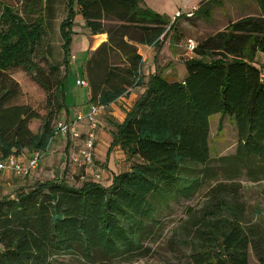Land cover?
Returning <instances> with one entry per match:
<instances>
[{
    "label": "trees",
    "instance_id": "obj_1",
    "mask_svg": "<svg viewBox=\"0 0 264 264\" xmlns=\"http://www.w3.org/2000/svg\"><path fill=\"white\" fill-rule=\"evenodd\" d=\"M221 1H203L193 15H208ZM255 1L259 14L197 43L184 80L171 81L160 69L151 75L125 121L114 125L111 148L120 145L141 159L131 170L115 174L108 186L62 177L35 180L0 198V264H111L135 257L145 253L149 223L163 204L194 198L219 170L231 179L264 178V63L258 61L264 54V0ZM26 4L24 15L3 2L0 14L3 158L45 150L56 136L50 117L15 102L21 90L7 71L23 67L49 93L55 85L53 107L57 114L67 110L77 14L91 34L109 36L87 64L92 101L105 106L144 84L140 47L160 48L169 31L178 33V17L172 23L145 0H71L60 25L65 73L52 63L47 73L33 58L48 34L44 0ZM217 114L228 115L239 136L236 152L218 158L210 145ZM31 120H41L38 131ZM226 188L213 186L206 195L209 202L194 223L191 264H250L251 249L264 264V221L247 227L244 204L227 200Z\"/></svg>",
    "mask_w": 264,
    "mask_h": 264
},
{
    "label": "rangeland",
    "instance_id": "obj_2",
    "mask_svg": "<svg viewBox=\"0 0 264 264\" xmlns=\"http://www.w3.org/2000/svg\"><path fill=\"white\" fill-rule=\"evenodd\" d=\"M28 0H0V14L2 12V3L12 5L16 10L22 14H26L25 8ZM71 0H44L45 5L53 6L56 10L55 21L50 20L46 22L48 34L46 37L45 46L40 45L33 54L34 60L41 64L47 71L50 72V65L52 63L56 66H61L65 73L63 66L64 51L62 48L63 40L59 31L60 24L67 17L69 4ZM204 0H152L154 6L165 8L161 14L169 17L173 23L178 17L177 34L174 31H169L167 36V48L163 54L165 57H172V53H178L179 61L181 63L191 59L194 54L188 49L187 44L189 40L199 43L209 35L215 34L218 31L227 29L231 22H235L246 15H257L260 13L259 7L255 0H222L220 4L212 6L208 15H193V7L200 5ZM77 9V6H75ZM190 10L186 15L187 11ZM158 12V11H157ZM160 13V12H159ZM45 16V15H44ZM83 19L80 14H77L75 22ZM49 24V25H48ZM80 26H78L79 29ZM82 27V26H81ZM85 28V26H83ZM86 29V28H85ZM80 36L78 34L77 38ZM77 41V42H76ZM72 46L71 67L75 72L82 75L90 82L88 76L87 64L92 56L89 57L88 48L82 46L86 45L85 39H77ZM84 41V44H83ZM172 43V44H171ZM178 44V45H177ZM157 54V53H156ZM258 61L264 63V54L260 53ZM160 70L164 71L168 78L184 77L182 64H175L173 72L168 76L167 69L169 64L159 63ZM9 77L19 83L21 90L20 96L16 99V103L28 104L35 111L42 116L50 117L53 126L56 128L60 121H64L66 110L57 114L53 107L52 95L55 93L56 86L52 85V90L49 93L45 87L37 82L33 75H30L21 66L10 68L7 71ZM73 84L72 78L68 81V86ZM92 96V85L89 83ZM69 118V117H68ZM222 122V127L220 128ZM30 128L33 131H38L41 127V120H31ZM103 130H99L98 133ZM85 135L81 139H75L71 142V148L68 155L64 153L63 147L53 149L50 157L42 158L38 168L31 176L17 177L12 172L7 171L0 173V181L3 183H11L12 185L30 184L35 180L46 181L49 179L65 177L71 183L81 185L87 180H95L107 186L110 168L106 162V155L102 153L103 158H99L98 150L95 149L93 165H84L82 162L74 161L73 157L77 156L79 150L82 148ZM211 154L213 157L229 156L236 152L238 146V131L236 124L229 118L228 115H214L211 117V136H210ZM112 139V138H111ZM110 139V140H111ZM58 142V141H57ZM59 139L58 147L62 144ZM96 148L97 143H96ZM25 155L29 154L28 150L24 151ZM101 155V153H100ZM128 157V156H126ZM131 163H137L133 159L122 158L121 164L124 171L130 167ZM81 163V164H80ZM215 165H220V162L215 161ZM134 165V164H133ZM100 170L101 177L96 179L95 173ZM119 169L117 170V172ZM222 171L216 178L207 179V184L201 188L197 195L192 199H173L161 206L159 212L155 216V220L149 223L148 236L145 241L146 251L141 255L131 258H122L114 261L111 264H191V255L194 250L193 236L194 225L196 219L202 215V211L208 204L207 193L213 186L222 184L226 186V193L223 195L227 200L231 201L233 198H238L245 206V214L243 216V223L248 227L250 225L261 226L264 221V178L258 181L250 180L247 176H241L231 179ZM5 188L0 186V194ZM9 188V187H8ZM14 188V187H13ZM233 188V189H231ZM10 189V188H9ZM16 189V187L14 188ZM13 190L12 188L10 189ZM10 190H5L8 192ZM189 243V244H188ZM250 264H260L258 256L253 249L250 250Z\"/></svg>",
    "mask_w": 264,
    "mask_h": 264
},
{
    "label": "crops",
    "instance_id": "obj_3",
    "mask_svg": "<svg viewBox=\"0 0 264 264\" xmlns=\"http://www.w3.org/2000/svg\"><path fill=\"white\" fill-rule=\"evenodd\" d=\"M145 1H146L147 5L155 11H158L160 13L166 11V10H164L165 8H163L162 6L160 8L158 6L155 7L152 0H145ZM204 1H207V0H204ZM198 7H199V5L193 7L190 10L197 9ZM190 10L187 11L186 15L188 14V12ZM44 15H45V20L47 23L50 20L55 21L56 20L55 19V15H56L55 7L53 6L52 8H50V6L46 4L44 7ZM76 24H77L75 27L76 34L74 35L73 44L75 43V41L77 39H85L86 45L82 46V47L85 49L88 48L89 57L91 56V53L93 51H95L97 48H99L103 43L107 42L109 39V36L107 33H100V34H95V35L91 34L87 29H85L83 27L85 24L83 19H79V22ZM59 25H61V24L58 21V26ZM78 26H80L79 29H78ZM59 31H60V28H59ZM78 34H80V36L77 38ZM166 43H167V38L165 39L163 46L160 48L155 46V45H153V46H141L140 47L139 52L143 56L142 73H143L144 84L133 87L129 93L121 96L120 98H118L117 101L111 103L110 105L105 106V108L99 114V117H98L99 122H100L99 130L100 131L103 130V133L102 132L98 133V139H97V147L98 148H96V149L98 150V156L101 159L103 158L102 153H105L106 162L110 168V175H109V180H108L107 186L112 183V180H113L115 174H119V173H122L124 171L131 170L133 167V164H135V163L129 162L130 167L124 171H120L122 169L121 160L123 157H125L126 159H128V158L133 159L137 163L141 161V159L138 156H132L126 149H124L120 145H116V146L111 148V144L113 141V134L115 131L114 125L116 123H123L125 121L127 114L133 109L136 101L144 94V92L146 91L145 83L149 80L151 75H154L155 73H157L159 68H161L160 64H158L159 59H160V61L162 60V63L169 64V68L167 69L168 76L170 75L171 72H173L172 67L176 68L175 64H178V65L182 64L183 72L186 70L184 73V75H185L184 77L175 78L176 77L175 76L174 78H169L171 81H182L187 76L186 61L181 63L178 60L180 54L176 53V51H175V53H172V57H174L175 60H172L171 57H165L166 54H163L167 48ZM73 44H72V46H73ZM83 44H84V41H83ZM71 49H73V48L71 47ZM83 73L84 72L82 71V75L78 74L76 76L75 72L72 70L71 61H70V68L68 71V79L66 81V103H67L68 109L66 110L67 116L64 117L65 121L69 120L70 118L75 117L76 113L79 111L87 112L89 110L91 104L95 103L94 101H92L90 88L77 85V80L79 78H85V74H83ZM70 78H72L73 84L68 86V81L70 80ZM81 131L83 132V134H85V132H86V125L85 124H83V126L81 127ZM59 139H61L63 141L62 144L64 143L65 145H61L58 147ZM70 140L67 139L66 137L60 135V134H57L51 140V142L49 144V150L43 158L47 159L48 157H50V155L53 152L54 147L55 148L63 147L64 153H66L68 155L69 149L72 146L71 142H69ZM71 141L73 142V140H71ZM100 153H101V155H100ZM31 154H32V151H29L28 155H25V153H23L22 156L28 158L31 156ZM126 156H128V157H126ZM118 169H119V171L117 172ZM1 185H3L5 188H3V191L0 194V198L4 195L11 193L15 187L18 188L19 186H21V184L12 185L10 182L9 183H3L0 181V186ZM8 187L10 189L12 188L13 190L11 191ZM5 190H10V191L5 192Z\"/></svg>",
    "mask_w": 264,
    "mask_h": 264
},
{
    "label": "built area",
    "instance_id": "obj_4",
    "mask_svg": "<svg viewBox=\"0 0 264 264\" xmlns=\"http://www.w3.org/2000/svg\"><path fill=\"white\" fill-rule=\"evenodd\" d=\"M193 14V13H192ZM197 43L193 40H189L187 47L193 53ZM77 85L82 87H89V81L85 78H79ZM105 108V105L99 103L91 104L87 112L79 111L75 117L69 120L60 121L56 126V135L60 134L67 139L75 140L81 139L85 135L82 148L79 150L77 156L73 157L74 161L82 162L84 165H93L94 155L96 149V143L98 139V132L100 127L99 114ZM86 125V132L83 134L81 127ZM49 146L45 150L32 151L30 157L11 155L7 158H3L0 152V173L10 171L17 177L31 176L33 172L38 168L40 161L48 152ZM81 164V163H80ZM96 179H100V170L95 173Z\"/></svg>",
    "mask_w": 264,
    "mask_h": 264
}]
</instances>
